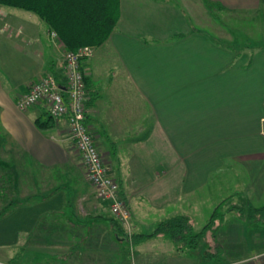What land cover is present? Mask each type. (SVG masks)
<instances>
[{
	"label": "crops",
	"instance_id": "0c3cea01",
	"mask_svg": "<svg viewBox=\"0 0 264 264\" xmlns=\"http://www.w3.org/2000/svg\"><path fill=\"white\" fill-rule=\"evenodd\" d=\"M212 6L220 13H253L251 44L231 46L192 23L195 13L211 15ZM14 9L0 7V157L10 158L1 163L13 167L18 185L27 181L30 188L36 187L39 170L58 173L61 180L74 172L70 180L79 185L85 182L84 171L73 162L64 121H52L50 128L39 130L34 120L44 116L43 107L20 111L15 105L29 84L45 74L63 82L64 50L36 15ZM172 19L177 21L174 25ZM260 26L264 0H119L113 30L81 68L86 124L129 209L126 229L101 210L68 211L64 204L71 186L66 181L54 184L47 187L53 190L43 196L39 210L21 209L35 203L31 201L36 195H29L14 206L9 221L0 224V248L11 247V259L21 262L12 263L193 264L181 258L175 240L162 233L152 235L155 228L167 219L186 216L194 231L199 205L211 217L236 195L242 201L264 192ZM21 164L31 165V172L22 174L17 168ZM239 175L240 188L227 187L230 177ZM222 188L229 189L230 198ZM218 190L221 193L213 199ZM43 212L63 216L67 224L38 227ZM83 217L93 220L87 236L75 231L79 226L71 222ZM58 226L74 230L63 234ZM37 241L47 257L38 262L19 259L21 250ZM232 244L243 251L241 242ZM123 245L134 250L132 260L122 255ZM254 246L256 253L236 264H264V249Z\"/></svg>",
	"mask_w": 264,
	"mask_h": 264
},
{
	"label": "rangeland",
	"instance_id": "374dc122",
	"mask_svg": "<svg viewBox=\"0 0 264 264\" xmlns=\"http://www.w3.org/2000/svg\"><path fill=\"white\" fill-rule=\"evenodd\" d=\"M208 4L209 3H207V5ZM12 11H16L17 13H25L24 11L18 9H14ZM210 11H211V15H204V16L195 13V16L191 17L192 23H194L196 27H201V28L204 27L206 28L210 24L211 29L204 28V30L207 33L213 35L215 38H218V40L222 41L223 43H228L231 46L241 48L243 42L244 43L246 42V44L247 43L251 44L249 41H253V39H251L252 38L251 23H252L253 13L244 12L241 14L233 11L220 13L219 10L215 9L213 6L211 7ZM259 14L260 13H257L256 16H258ZM207 16L209 17V19ZM209 20L212 21L209 23ZM176 22L177 21L175 19H172L171 24L174 25ZM260 28H263V30L262 29L261 30L264 31V26L262 27L260 26ZM51 32H52L51 36L53 37V39L58 41L61 48L64 50L63 54L65 53V51H69L60 43L57 36L53 34L54 32L53 31ZM253 38H257L256 40L261 41L263 36L262 38L261 37H253ZM101 45L99 46L87 45V46L92 49V55H93L94 50L100 47ZM43 117L45 118V116ZM73 158H74L73 162L76 164V167L78 166L82 167V165L78 163V159H77L78 156H76L75 152ZM9 159L10 158L8 156H5L3 158L0 157V214L9 211L1 216L0 224L9 221V218L13 215L12 213L15 210L14 209L15 207L11 208V206L17 204L19 201H24L26 197H28L29 195L32 196L36 195L34 198H32L31 201L35 203H32L30 205L29 203H27L25 206H21L22 207L21 209H24V207H30L32 211H35L37 209L39 210L43 206V204L41 203L42 199H44L43 196L46 197L53 190V189L49 190V188L50 187L53 188L54 184H65L66 181V183L72 188L71 194L69 195V200L64 204L65 208H68V211L71 210L70 212L86 214L92 210L94 211L101 210L103 213L105 214L109 213L110 217L116 219L117 225L119 227H123L127 225L128 218H126L124 221L117 218L110 211V205L108 201H105L107 202L106 204L100 199H98L95 196L94 187L91 184H89L85 179H84L86 182V183L84 182L85 185L83 181L79 182L80 183L79 185H76L77 181L70 180L72 179L71 177L75 175L74 172L67 173L65 175L66 180L64 179L61 180L57 178L58 173L57 174H53V172L44 173L43 171L41 172V170H39V174L36 173L35 176L37 178H40L41 176V178L37 179L36 187L30 188L27 181H24L25 183H21L22 185L21 184L18 185V183L13 179L14 173L10 170L13 167L3 166L1 162L3 160H9ZM17 168L21 170L22 174H27L28 172L29 173L31 172V169L33 167L31 165L26 166L21 164ZM243 176L246 177L247 176L246 173H244ZM239 177L240 175L236 179L235 177L232 178L230 177L227 187L231 189L240 188ZM245 181L246 178L244 179V182ZM18 187H20L21 193L18 192ZM75 188H77L76 192H74ZM225 191H227L226 193L228 194V198H230L229 196L231 193H229V189L222 188L221 192L223 193ZM221 192L220 190L216 191V193L213 194L212 198L213 199L217 198V196ZM233 199L235 200L228 201L227 203L223 202L217 207V209H215V211L213 212L215 215V219L211 222L210 225H208L206 231H204L203 235L196 244L193 245V243L190 241V238L187 237L188 234L185 235V233L182 238L180 237L172 238L173 240H175L176 245L177 246L179 245V249H182L180 253L183 256H181V258L183 259L189 258L191 261H193V264H236V262H238L239 260H242L248 256H252L254 253H256L257 248L256 246H254L255 244L260 245L258 247L259 250L264 249V213H261L259 215L255 214L253 216H249L250 209H256V210L261 209L262 212H264V192L259 196L250 197L248 198V200L241 201L240 200L241 198L238 195L234 196ZM199 206L203 208L204 205L201 204ZM206 206L207 205H205V207ZM202 208L196 211L197 213H195V217L193 220L194 222L193 228L195 232H199L201 228L210 219V213H208L207 211H205V209ZM50 215L51 214H49V212H45V213L43 212L42 214H40V216L37 219L38 227L46 223L48 224L47 226L48 229L50 228L54 229V227H56L55 225L67 224V221L64 219L63 216L51 217ZM205 215L207 217H205ZM79 219L80 220L71 221L73 224L76 223L79 226L78 228H76L75 231L82 230L83 235L85 236L89 235L90 232L88 231H90V227L93 223V220L87 219V217H83ZM188 222L189 224H191L190 221ZM2 227L3 226H0V229ZM101 227H103V225H101ZM58 228H59L58 232L59 233L63 232V234L73 229V227L70 226H65V227L58 226ZM233 228H235L234 231L240 229V232L239 233L233 232L232 230ZM124 229H126V226ZM129 235L130 234L126 236ZM34 237H36V235H34ZM57 239L60 240L59 237ZM239 242H241L244 247L242 252L239 251L237 245L232 244ZM180 246H182L183 248H181ZM2 251L3 253L2 255H0V259L5 261L11 260L12 257L10 253L12 251L11 247L2 246L0 248V252ZM102 253H105V251ZM47 254H48L47 250L44 251V248L42 246L40 247V244H38L37 241L36 244H30L25 249H22L19 259L24 261L30 259L33 262H38L41 261L45 256L47 257ZM122 255H125L130 260H132L134 258L135 253L134 250H129L128 245L127 246L123 245ZM14 262L21 263L17 261V259H14Z\"/></svg>",
	"mask_w": 264,
	"mask_h": 264
},
{
	"label": "built area",
	"instance_id": "2783aa9c",
	"mask_svg": "<svg viewBox=\"0 0 264 264\" xmlns=\"http://www.w3.org/2000/svg\"><path fill=\"white\" fill-rule=\"evenodd\" d=\"M54 34V33H53ZM92 55L88 46L63 54L62 83L53 75L45 74L31 82L28 90L15 102L18 110L42 106L56 122L64 121L71 147L78 155L86 180L94 187L95 196L108 201L110 211L119 219L128 218L127 208L119 196L117 184L107 174V168L85 124L87 93L84 84L82 62ZM0 264H14L0 260Z\"/></svg>",
	"mask_w": 264,
	"mask_h": 264
},
{
	"label": "trees",
	"instance_id": "16d2710c",
	"mask_svg": "<svg viewBox=\"0 0 264 264\" xmlns=\"http://www.w3.org/2000/svg\"><path fill=\"white\" fill-rule=\"evenodd\" d=\"M0 6L16 8L36 15L38 19L47 25L50 31L54 32L60 43L69 51H74L79 47L87 45L99 46L104 43L113 30L119 16V0H0ZM86 102L87 100L85 101V107ZM43 115L45 118L38 117L34 120V125L39 130L50 128L52 126V121L56 122L46 111ZM88 131L94 139V135L90 132L89 127ZM94 144L97 148L95 139ZM101 159L103 161L102 156ZM103 163L105 164L104 161ZM107 174L117 184L116 179L113 178L108 168ZM122 201L125 204L123 199ZM103 202L107 204V202ZM14 206H16V204L12 205L11 208ZM127 211L129 212L128 208ZM5 213L0 214V217ZM261 213H264L261 209H250L249 216L255 214L259 215ZM214 219L215 215L213 213L209 222H207L199 232H194L186 216H175L161 222L155 228L152 235L162 233L169 238H182L185 233V235L188 234L187 237L190 238V241L194 245L199 241L208 225H210ZM136 241H138V236H136L134 242ZM9 261L11 263L14 262L13 259Z\"/></svg>",
	"mask_w": 264,
	"mask_h": 264
}]
</instances>
